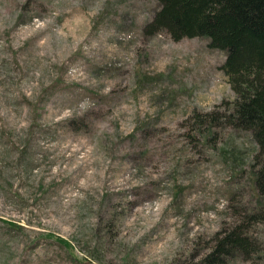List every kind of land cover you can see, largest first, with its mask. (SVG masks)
<instances>
[{
    "label": "rangeland",
    "instance_id": "374dc122",
    "mask_svg": "<svg viewBox=\"0 0 264 264\" xmlns=\"http://www.w3.org/2000/svg\"><path fill=\"white\" fill-rule=\"evenodd\" d=\"M157 6L0 0V264H264L255 143L190 116L235 98L225 51L147 33Z\"/></svg>",
    "mask_w": 264,
    "mask_h": 264
},
{
    "label": "trees",
    "instance_id": "16d2710c",
    "mask_svg": "<svg viewBox=\"0 0 264 264\" xmlns=\"http://www.w3.org/2000/svg\"><path fill=\"white\" fill-rule=\"evenodd\" d=\"M156 1L157 9L144 25L147 33L164 30L177 40L203 35L210 47L225 51L220 67L228 76L235 98L227 100L223 111L195 110L190 116L199 130L231 124L235 129L249 131L255 148L247 154L251 156L248 163L255 169L252 180L258 201L264 207V0ZM254 211L247 215L259 217L256 215L260 211ZM242 225L244 220L225 229L216 238L206 260L213 254L224 261L221 256L228 257L234 252L246 254L254 249Z\"/></svg>",
    "mask_w": 264,
    "mask_h": 264
}]
</instances>
